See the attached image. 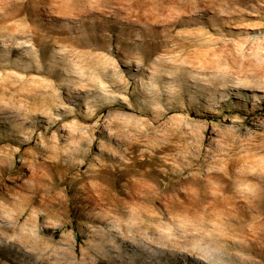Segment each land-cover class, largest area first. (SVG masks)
<instances>
[{
    "label": "rangeland",
    "instance_id": "obj_1",
    "mask_svg": "<svg viewBox=\"0 0 264 264\" xmlns=\"http://www.w3.org/2000/svg\"><path fill=\"white\" fill-rule=\"evenodd\" d=\"M98 1L0 0V264H264V0Z\"/></svg>",
    "mask_w": 264,
    "mask_h": 264
},
{
    "label": "bare ground",
    "instance_id": "obj_2",
    "mask_svg": "<svg viewBox=\"0 0 264 264\" xmlns=\"http://www.w3.org/2000/svg\"><path fill=\"white\" fill-rule=\"evenodd\" d=\"M100 1V2H99ZM97 3L99 4L100 3V5L102 4V5H104V6H115V4H113V5H111V3H117L116 5L117 6H119V4H121L122 3V1L123 0H99ZM128 1V0H127ZM133 1V0H132ZM136 1V0H135ZM142 1H144V3H146V2H150L151 3V5H152V7H157L158 6V9H159V11L160 10H166V9H168V10H170L171 8H168L167 6L169 5H164L163 3L164 2H170V1H172V2H174L175 4L176 3H178L180 6H182V5H186L187 4V0H155V2H151V0H142ZM125 4H124V6L126 5V2L125 1H123ZM138 2V1H137ZM136 2V3H137ZM140 2V1H139ZM171 2V3H172ZM94 3V2H93ZM130 3V2H129ZM135 3V2H134ZM149 3V4H150ZM138 4V3H137ZM163 4V5H162ZM178 4H177V6H178ZM99 5V6H100ZM129 5V4H128ZM131 5H134V4H131ZM130 5V6H131ZM142 5V4H141ZM191 5V4H190ZM211 5V4H210ZM116 6V7H117ZM145 6V5H144ZM146 6H148V5H146ZM173 6V5H172ZM175 6V5H174ZM6 7V6H5ZM92 7V6H91ZM97 7V6H96ZM95 7V8H96ZM108 8V9H112V8ZM126 7V6H125ZM125 7H123V8H125ZM149 7H151V6H149ZM167 7V8H166ZM98 8V7H97ZM122 8V9H123ZM197 8V7H196ZM114 9V8H113ZM116 9V8H115ZM120 9H121V7H120ZM135 9V8H134ZM178 9H182V8H178ZM205 9V8H204ZM203 9V10H204ZM104 10V9H103ZM154 10H157V9H154ZM115 11V10H114ZM172 11V10H171ZM177 18V17H176ZM184 22V20L182 19V16L180 17L179 16V18H177V19H173V20H170V22H169V24H172V25H174V26H177V25H180V24H182ZM140 183V182H139ZM202 214V213H201ZM146 231V230H145ZM188 231V230H187ZM143 231H141V233H142ZM157 233V232H156ZM143 235V234H142ZM146 235V234H145ZM135 238V237H134ZM157 239V238H156ZM147 240V239H146ZM145 240V241H146ZM173 241V240H172ZM171 241V242H172ZM173 243V242H172ZM154 244V243H153ZM179 245V244H178ZM163 246V245H162ZM188 246V245H187ZM164 247V246H163ZM201 249H203V248H201ZM175 251H176V248H175ZM191 251V250H190ZM192 252V251H191ZM202 254V253H201ZM191 255H192V253H191ZM170 256V255H169ZM202 256V255H201ZM205 258V257H204ZM207 259V258H206ZM170 260V259H169ZM183 260V259H182ZM186 262V261H185ZM214 262V261H213Z\"/></svg>",
    "mask_w": 264,
    "mask_h": 264
}]
</instances>
